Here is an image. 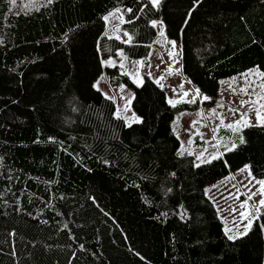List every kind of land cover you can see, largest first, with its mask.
I'll use <instances>...</instances> for the list:
<instances>
[{
    "label": "trees",
    "instance_id": "trees-1",
    "mask_svg": "<svg viewBox=\"0 0 264 264\" xmlns=\"http://www.w3.org/2000/svg\"><path fill=\"white\" fill-rule=\"evenodd\" d=\"M130 4L0 0V264H261L264 233L254 222L248 234L229 241L204 190L245 163L251 175L264 178V127L242 129L246 143L197 168L193 156L176 155L171 125L176 109L189 104L169 105L165 90L146 75L137 87L116 65L105 67L110 85L134 90L132 108L142 122L125 127L112 115L114 102L92 84L103 71L100 59L116 48L145 56L155 32L147 20L161 18L166 35L180 43L181 71L212 105L221 78L254 65L264 70V0H202L187 24L191 0H161L152 13L120 25L132 35L130 44L101 37L104 51L97 53L101 15ZM111 179L137 188L124 190L128 204L117 198ZM104 193L118 222L89 200ZM139 196L142 207L134 211ZM143 201L158 212L149 216L154 221L138 217L146 215ZM180 203L183 219L175 214ZM124 211L153 231L146 259L133 251L135 227L119 219Z\"/></svg>",
    "mask_w": 264,
    "mask_h": 264
},
{
    "label": "rangeland",
    "instance_id": "rangeland-1",
    "mask_svg": "<svg viewBox=\"0 0 264 264\" xmlns=\"http://www.w3.org/2000/svg\"><path fill=\"white\" fill-rule=\"evenodd\" d=\"M123 11V7H122ZM154 19H160L161 18H154ZM117 21L115 20H110V24H115ZM120 31L119 34L124 37L122 28L120 26ZM154 35L150 43V47L148 52L146 53L145 56L140 57V56H130L122 47L124 53H125V59H124V65L125 69L127 72H131L133 75H136L137 73L139 74L141 80L143 81V77L146 75L149 78H151L157 85L161 86L166 93V100L167 98H174L178 97L181 94H183L185 91H187L189 88H192L193 86H196L192 81L191 83H188L189 79L182 73L181 71V49H180V43L177 39V44L175 48L171 44H168L165 42V38L161 37L159 35V29L154 28ZM165 31V29H164ZM111 36V33L109 34ZM165 37L167 40H173L174 38H170L166 35ZM172 53V56H169V53ZM179 53L177 56L176 53ZM112 56L113 60L116 61L114 65H116L119 68V71L121 73L126 74L124 70L120 68V60L121 57L116 54L110 55ZM108 56L104 57V59H107ZM175 61V62H173ZM112 65V66H114ZM159 65V67H157ZM170 65V67H169ZM108 65H103V75L101 73L99 76L93 81L96 82L98 81V89L101 91V93H107L110 96H114L115 100L113 101L114 103L117 102V105L121 107L122 109L124 108V99H126L130 94H134V90L131 86L126 85L125 83L121 82L118 84L114 85H108L106 81V75H105V67H112ZM253 68V67H252ZM250 69V68H249ZM245 71L241 72L244 73ZM253 72H255V69H253ZM127 75V74H126ZM247 81L259 84V78L255 77L252 74H247ZM128 76V75H127ZM235 77L234 80L229 79ZM129 80L132 82V79L128 76ZM226 79L228 80V83L225 84L226 81L221 82V86L219 89V95H216V103L209 105L208 100H202L201 96H197L196 100L194 103L187 102V98L185 99L184 102L182 103H187L189 104V107L187 108H180L178 107L174 113L171 125L174 134L179 133V145L181 141L184 143V147L188 153L191 151L192 153H197L200 150L203 149L204 146V141L207 140L209 145H212L214 142L212 140H209L208 138L212 135V128L215 127L216 124L219 123V116L223 115L225 118V123L229 121L232 117L231 114L228 111L229 105L232 106L233 110L236 108H240L241 112H244L247 109V105H244L243 107L240 106L239 101L241 99H248V96L246 93L240 91V86L245 85L247 82L241 78L238 74L232 75ZM124 84L126 87L121 92L119 90V85ZM133 85H135L132 82ZM182 85V86H181ZM231 85V88L229 87ZM136 86V85H135ZM197 87V86H196ZM97 89V88H96ZM175 89V91H173ZM232 89H236L235 92L232 91ZM218 90V89H217ZM249 92H253L254 89L249 87L248 88ZM255 91H258V89H255ZM201 94L203 95L204 93L200 90ZM193 93L189 92L188 97H191ZM122 97L124 99H122ZM223 105V107L218 105ZM178 103V104H182ZM176 104V105H178ZM210 109H215L214 112H210ZM137 113L133 110L132 108V100L129 102L127 105V111H122L121 115H128L130 120H132V113ZM180 113H183V115H180ZM240 113H236V117L239 116ZM139 116V115H138ZM250 117H254V112L249 113ZM192 121H196L195 124H192ZM134 123V122H131ZM130 123V124H131ZM190 129L189 132H186L185 129ZM196 133H202L204 139L202 140L200 138V135ZM191 135L192 138V144L188 143V137ZM217 136H222L224 139H228L229 137H232L233 139L236 138V134H233L230 130L226 129H220L217 132ZM208 152L212 151V148L209 147L207 149ZM195 159V156L192 155ZM243 166L240 168L231 170L227 175L208 183L205 188L208 189V196L215 202V197L218 196L219 199L217 201L218 203V213L219 216H223L226 218V221L231 227L233 223H236L230 219L229 212L232 207H235L237 210V213L241 211L240 208V202L245 200L248 197V193L252 190H257L256 195L249 200V210L251 211L252 204L254 201H258L260 198V193L258 191L259 185L253 180V175L249 176V170H242V171H237L238 169H242ZM259 179L258 177H255ZM110 185L115 188V195L117 196L118 199H120L121 203L123 204H128V199L126 193H124L125 189H128L130 187L136 188L132 185H129L125 183L124 181H121L119 179H111ZM212 185H215V187H211ZM126 187V188H124ZM137 189V188H136ZM128 191V190H125ZM131 195L132 192L130 191ZM137 194L136 192H134ZM231 193V196L228 194ZM239 193V195H237ZM223 197V199H222ZM108 196L106 193L102 194L99 197V200H97V204L104 210L106 211L109 215L112 216V218L118 222V219L115 215L109 212L108 210ZM137 201L135 203V206L133 210L135 211L136 206H141L142 207V199L137 197ZM143 208L144 212L146 215L142 216L143 214L141 213L138 217H147L146 220H153L154 218H149L150 214L154 211L157 213L158 212L151 206L146 204L143 201ZM130 210V209H128ZM236 213H232V215H235ZM153 216V215H152ZM120 217V220H125L129 221L130 219L133 222H130L134 227H135V234H134V251L139 252L140 256L143 258H147L150 253H151V236L149 235V231L153 233V231L150 229L147 231V228L145 227L144 224L138 223L136 218H133L132 216H128V214L124 211L121 212V215L118 216ZM125 217V218H122ZM156 218V217H155ZM156 220V219H155ZM245 221H240L239 223H244ZM146 247H142V246ZM130 246L132 247V242L130 243ZM141 250L144 254H142L140 251Z\"/></svg>",
    "mask_w": 264,
    "mask_h": 264
},
{
    "label": "snow or ice",
    "instance_id": "snow-or-ice-1",
    "mask_svg": "<svg viewBox=\"0 0 264 264\" xmlns=\"http://www.w3.org/2000/svg\"><path fill=\"white\" fill-rule=\"evenodd\" d=\"M48 4H51L53 0H46ZM10 4L15 3V0H9ZM202 4V0H191V6L186 10L185 19L183 21V24H187L189 22V19L191 18L192 14L198 9V7ZM161 5V0H134V4H130L128 6H117L113 7L110 10L106 11L103 15H101L100 19L104 22V30L99 33V35L95 38V47L97 53L104 51V48L101 47V37H109V34L111 33V37H114L116 40L122 41L123 44L128 45L132 42V35L127 30H122L124 36L127 37V39H124L120 34L119 31L121 24H131L132 21L138 20L141 16H147L148 14L152 13L153 10L158 9ZM29 5H24V7H28ZM32 7H35V4H31ZM123 7V11H122ZM125 13L130 15V19H125ZM243 20L244 18L241 17ZM110 20H115L117 23L110 24ZM147 23L151 25L153 28L159 29V35L161 37L165 38V42L168 44H171L173 48H175L177 41L175 39L173 40H167L165 37V31H164V22L160 19H148ZM109 37V38H111ZM65 40L69 39L68 36L64 37ZM56 49H53V52H55ZM116 54L121 57L120 60V68L126 72V74L132 79V82L139 87L142 84V80L137 73L136 75H133L131 72H127L124 65V59L125 53L122 48H116L115 49ZM176 55L178 56L179 53L177 52ZM169 56H172V53H169ZM175 62V61H173ZM116 63V61L113 60L112 56H108L107 59L101 58L100 64L101 65H108L112 66ZM159 67V65H157ZM170 67V65H169ZM253 69H255V72H253ZM247 74H252L255 77L259 78V84L247 81ZM103 75V73H101ZM241 78H243L247 83L245 85L240 86V91L247 94L248 99H241L239 101V104L241 107L244 105H247V109L244 112H241L240 108H236L233 110L232 106L229 105L228 111L231 114L232 117L229 119L227 123H225V118L223 115L219 116V123L215 125L214 128H212V135L208 138L209 140H212L214 143L212 145H209L207 140L204 141L203 149L200 150L197 153H192L191 151L188 152V155L195 156V159L192 161L193 167H200L204 164H211L214 160L222 159L226 153H230L237 149L238 144H244L246 143L244 135L242 133V129L247 127H257L262 126L264 127V70H261L258 65H254L253 68L246 69L244 73L238 74ZM234 80L235 77L229 78ZM188 83H191V80L188 81ZM182 86V85H181ZM92 87L98 89V81L93 82ZM124 84L119 85V90L123 92L125 89ZM231 88V85H229ZM251 87L254 89L253 92H249L248 88ZM255 89H258V91H255ZM175 91V89H173ZM233 92L236 91V89H232ZM191 92L193 95L191 97H188V93ZM103 95L110 101H114L115 97L110 96L107 93H103ZM197 96H201L202 100H210L212 99L206 94H201L199 87L193 86L192 88H189L187 91H185L183 94H181L178 97L174 98H167V103L173 107L176 106L178 103H182L187 98V102L194 103ZM134 98V94H130L126 99H124V108L117 107L113 112L112 115L116 117L117 119H121L123 121V124L125 127L130 126L131 122H142V117L136 115L134 112L132 113V120H130L128 115H121L122 111H127V105L129 102ZM219 105V101L217 102ZM223 107V105H219ZM210 112H214L215 109H210ZM254 112V117H250L249 113ZM236 113H240L238 117H236ZM180 115H183V113H180ZM196 121H192V124H195ZM220 129H226L230 130L233 134H236V138L233 139L232 137H229L228 139H224L222 136H217V132ZM186 132H189L190 129H185ZM200 135V138L203 140V134L202 133H196ZM177 139H179V133H175ZM115 138V137H114ZM48 140L52 143H57V140L55 137L49 136ZM188 143L192 144V138L191 135L188 137ZM59 144L63 146V141H59ZM211 147L212 151L208 152L207 149ZM65 152L68 151V148L63 149ZM91 150V149H89ZM185 151H187L184 147L183 141H181L179 147L176 149V155L177 156H184ZM95 155V153H93ZM97 159H100L97 157ZM101 163L104 165H108L109 163H112V161L108 159H101ZM225 166H227V161H224ZM250 165L248 163H245L242 167V169H238L237 171L242 170H249ZM88 171H92L91 168L88 169ZM170 176H175V172L169 173ZM249 176H251V172L249 171ZM147 179V177H145ZM253 180L259 185L258 191L260 193V198L258 201H254L251 208L252 210H249V200L253 196L256 195L257 190H252L248 193V197L240 202V208L241 211L237 213V210L235 207H232L229 212L230 219L236 223H233L231 227H229L228 223L225 222L226 218L221 216L220 219L223 222L222 231L226 238L229 241H236L240 237L245 236L249 233V231L252 229L254 222L258 226L261 233H264V223H260L261 219H264V216H262V212H264V178H255L253 177ZM211 187H215V185H212ZM172 189L168 188L165 190V194L171 192ZM205 195L208 194V189L205 188L204 190ZM231 196V193L228 194ZM239 195V193H237ZM19 199V198H17ZM223 199V197H222ZM89 200H91L93 203H96V199L94 196H89ZM50 203V202H49ZM46 207L48 205H45ZM99 205L97 204V207ZM177 211L176 215L179 216L181 219L184 218L186 215V209L183 206V203H180L176 206ZM103 211V209H101ZM232 213H236L235 215H232ZM106 214V213H105ZM31 215V213H29ZM166 215L165 213H161V216ZM219 215V213H218ZM240 221H245L244 223H239ZM47 222V221H42ZM62 227H67V224H62ZM15 232V229H12L9 232V236H11ZM70 237H74V233H70ZM174 238V237H173ZM32 243H36L35 241H32ZM71 247V245H69ZM77 247L83 248L84 246L82 244L77 245ZM134 251V250H133ZM12 255H15V252L13 251L11 253ZM138 257L140 256L139 252L135 253ZM73 256L76 255L75 252L72 253ZM95 255V253H93ZM141 259H144L141 257ZM69 264H71V260L69 261ZM261 264H264V261L261 262Z\"/></svg>",
    "mask_w": 264,
    "mask_h": 264
},
{
    "label": "crops",
    "instance_id": "crops-1",
    "mask_svg": "<svg viewBox=\"0 0 264 264\" xmlns=\"http://www.w3.org/2000/svg\"><path fill=\"white\" fill-rule=\"evenodd\" d=\"M232 76V75H231ZM231 76H229V77H231ZM229 77H225V78H221L220 80H219V84H218V90H217V95H219V89H220V86H221V82L222 81H226V79L227 78H229ZM106 79V78H105ZM229 80V79H228ZM228 80L225 82V84H227L228 83ZM106 81H107V79H106ZM108 83V82H107ZM109 85V84H108ZM117 107H119L118 105H117V102L115 103V109L117 108ZM218 199H219V197L218 196H216L215 197V204H216V206L218 207V203H217V201H218Z\"/></svg>",
    "mask_w": 264,
    "mask_h": 264
}]
</instances>
